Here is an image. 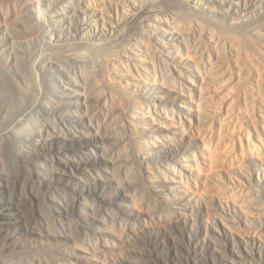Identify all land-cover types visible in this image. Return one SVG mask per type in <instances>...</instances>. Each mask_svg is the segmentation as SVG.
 Listing matches in <instances>:
<instances>
[{"label":"rangeland","instance_id":"obj_1","mask_svg":"<svg viewBox=\"0 0 264 264\" xmlns=\"http://www.w3.org/2000/svg\"><path fill=\"white\" fill-rule=\"evenodd\" d=\"M0 264H264V0H0Z\"/></svg>","mask_w":264,"mask_h":264},{"label":"bare ground","instance_id":"obj_2","mask_svg":"<svg viewBox=\"0 0 264 264\" xmlns=\"http://www.w3.org/2000/svg\"><path fill=\"white\" fill-rule=\"evenodd\" d=\"M29 85L28 86H21V87H19V86H16V90H18V91H20L21 92V94H22V92H23V94H26V93H28L29 92Z\"/></svg>","mask_w":264,"mask_h":264}]
</instances>
